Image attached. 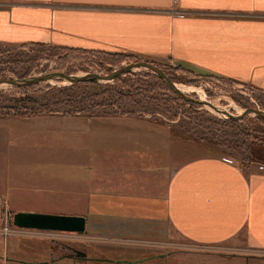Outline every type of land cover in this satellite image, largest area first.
<instances>
[{"label":"rangeland","instance_id":"obj_1","mask_svg":"<svg viewBox=\"0 0 264 264\" xmlns=\"http://www.w3.org/2000/svg\"><path fill=\"white\" fill-rule=\"evenodd\" d=\"M133 62L127 55L0 45V79L22 80L54 72L107 76ZM154 64L195 100L210 102L235 116L247 109L264 112V93L250 85L187 71L167 60ZM157 77L140 69L113 82L75 84L73 90L65 92L60 90L72 85L62 79L0 88V258L7 264H247L248 256L264 258L262 251L230 255L218 247L179 240L111 242L88 229L83 234L23 236L12 225L17 212L84 214L72 208L82 204L75 198L71 202L68 196L71 187L82 189L84 180L87 185L90 182L92 191H98L102 183L113 179L109 188L115 190L117 164L124 156L138 157L134 151L137 144L130 143L131 138L120 125L125 122L150 121L165 126L166 132L170 129L173 144L188 145L181 150L173 148V164L201 152L240 166L264 163L261 117L250 114L231 123L227 116L209 107L185 101ZM56 96L63 105L53 104ZM69 102L86 112L62 115L71 108ZM36 104L60 113L35 115L29 110L41 107ZM12 106L15 110L7 108ZM25 109L26 115H20ZM130 144L133 150L125 151ZM124 173L130 179L135 176L132 171Z\"/></svg>","mask_w":264,"mask_h":264},{"label":"crops","instance_id":"obj_2","mask_svg":"<svg viewBox=\"0 0 264 264\" xmlns=\"http://www.w3.org/2000/svg\"><path fill=\"white\" fill-rule=\"evenodd\" d=\"M0 45L167 60L264 93V0H0ZM120 125L138 157L117 164V188L109 179L92 191L84 180L68 194L92 234L264 252V171L202 152L173 164V148L188 145L173 144L170 129Z\"/></svg>","mask_w":264,"mask_h":264},{"label":"water","instance_id":"obj_3","mask_svg":"<svg viewBox=\"0 0 264 264\" xmlns=\"http://www.w3.org/2000/svg\"><path fill=\"white\" fill-rule=\"evenodd\" d=\"M148 70L149 72L155 74L164 82L167 83L169 88L182 99L187 102L194 104H201L203 106L209 107L218 114L227 116L228 120H242L250 114H255L262 119H264V112L257 109H247L241 115L235 116L227 112H223L217 109L213 104L207 101L195 100L188 95H186L178 85L174 83L169 76L157 65L146 61L133 62L129 65L117 69L112 74L107 76H102L99 74H88L82 77L71 76L61 72L48 73L45 75H39L37 77L27 78V79H12L3 78L0 79V88L4 86H12L16 88L33 86L35 84L49 82L55 79H62L71 85L80 84L83 82H113L117 78L129 74L135 70ZM12 225L19 229L25 230H36L43 232H58V233H71V234H83L87 229V220L83 216H73V215H62V214H50V213H38V212H17L12 217Z\"/></svg>","mask_w":264,"mask_h":264},{"label":"trees","instance_id":"obj_4","mask_svg":"<svg viewBox=\"0 0 264 264\" xmlns=\"http://www.w3.org/2000/svg\"><path fill=\"white\" fill-rule=\"evenodd\" d=\"M60 50H62V49H60ZM132 59H134L136 62H139V61H142V59H138V58H133V57H131ZM152 64H154V62H151ZM155 65V64H154ZM181 67V66H180ZM183 68V67H182ZM185 70H187V69H185ZM187 71H189V70H187ZM157 80H160V78H158L157 77ZM232 82H234V81H232ZM84 84H87V83H84ZM77 85H72L71 87H67V88H64V89H61L60 91L61 92H65V91H70V90H73L75 87H76ZM58 97L56 96V99H57ZM61 101H59V99H57V101H55V103H53L55 106H61V105H63L64 103H60ZM73 103L74 102H69V103H67L71 108L69 109V110H67V111H65V112H62V115H72V114H78V113H84V112H86V109L84 108V109H82V108H79V107H76V106H74L73 105ZM79 105H80V103H78ZM36 105H39V106H41V107H38V108H34V109H30L29 111H31V112H33L35 115L36 114H51V115H56V114H59L60 112L59 111H54V110H49V109H47L46 107H44L45 105H41V104H36ZM7 108H12V109H14L15 110V106H12V107H7ZM26 108V107H25ZM4 114H8V113H4ZM20 115H26V109H25V113H21ZM261 121H263L264 122V119H261ZM230 122L231 123H236L234 120H230Z\"/></svg>","mask_w":264,"mask_h":264},{"label":"built area","instance_id":"obj_5","mask_svg":"<svg viewBox=\"0 0 264 264\" xmlns=\"http://www.w3.org/2000/svg\"><path fill=\"white\" fill-rule=\"evenodd\" d=\"M179 2V0H174V3L177 4ZM179 17L181 18H185L186 17V14L184 13H179L178 15ZM258 168L260 171H264V163H260L258 165ZM16 228V227H15ZM19 230V233H23L22 235H34L35 237L38 236V235H44L46 233H52V232H43V231H36V230H25V229H19V228H16ZM5 235H8V231L5 230Z\"/></svg>","mask_w":264,"mask_h":264}]
</instances>
